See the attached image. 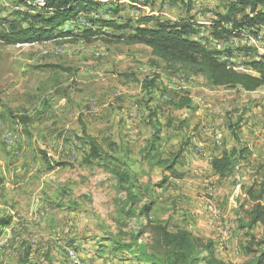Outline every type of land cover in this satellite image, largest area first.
Wrapping results in <instances>:
<instances>
[{"label": "rangeland", "instance_id": "1", "mask_svg": "<svg viewBox=\"0 0 264 264\" xmlns=\"http://www.w3.org/2000/svg\"><path fill=\"white\" fill-rule=\"evenodd\" d=\"M230 1L140 0L137 6L127 0L105 1L63 27L77 31L94 26L110 36L22 45L0 41V218L12 217L0 236V264H138L129 259L130 252L113 254L106 240L131 241L136 219L123 212L125 193L116 178L97 163H85L83 126L105 148L109 142L118 144L115 155L128 162L138 183L157 200L155 218L210 201L222 206L220 198L232 195L235 207L219 209L234 216L221 233L224 238L232 233L234 263L249 258L245 232L235 230L239 207L250 206L243 187L264 183V85L255 91L213 86L202 75L168 68L145 45L112 36H127L130 28L118 31L100 23L130 20L136 26L145 15L168 21L191 17L193 39L238 70L260 75L264 68L252 63L264 64V28H243L223 39L214 36ZM259 9L264 10V3ZM21 10L19 0H0V31L9 26L3 18L20 21ZM181 95L192 98L193 108L174 106ZM151 111L162 130L160 156L170 163L177 154L176 169L183 178L173 177L166 162L143 159L141 151L153 133ZM231 126L252 156L247 166L219 179L210 160L239 146ZM263 230L258 225L254 233L260 236Z\"/></svg>", "mask_w": 264, "mask_h": 264}, {"label": "trees", "instance_id": "2", "mask_svg": "<svg viewBox=\"0 0 264 264\" xmlns=\"http://www.w3.org/2000/svg\"><path fill=\"white\" fill-rule=\"evenodd\" d=\"M105 1L118 4L122 0H19L24 8L20 14L23 18L20 21L3 18L4 23L7 22L9 26L0 31V41L8 45H22L69 37L89 39L100 35L110 36V32L94 26H85L77 31L63 27L70 21H76L81 13ZM127 1L132 6H137L140 2ZM263 3L264 0H231L227 14L221 16L218 23L231 24V28L218 25L214 36L223 39L243 28H264V10L259 9ZM100 23L104 28L118 31L130 28L131 32L127 36L123 33L112 36L117 39L122 37L129 45H145L151 49L152 55L162 60L168 68H184L191 76L202 75L213 86L255 91L264 85L263 72L254 75L240 71L231 62L220 59L218 51L209 49L202 41L193 39L192 35L196 33V29L195 21L191 17L168 21L145 15L136 21V26H133L130 20L119 23L115 19H102ZM252 65L257 69L264 68V64L253 62ZM174 106L177 109H191L193 100L188 95H181L174 102ZM153 117H156V112L151 111L148 123L152 125L153 133L141 151L144 154L143 159H158V162L168 163L159 153L158 144L162 130L157 120L153 121ZM231 134L239 146L225 148L220 155L213 156L210 160L212 171L219 179L233 175L241 166H247L252 156V150L247 145L240 144V133L235 126H231ZM81 138L88 146L84 156L85 163H97L116 178L119 188L125 193L123 212L127 217L136 219L137 227L131 241H123L114 236L106 238L112 253L130 252L132 257L129 259L138 264H237L220 258L212 239L199 236L186 228L173 230L168 220L152 216L157 200L152 196L151 189L138 183L137 176L128 162L115 155L119 149L116 142H109L105 148L97 137L88 133L86 126H83ZM177 157V154H173V160L168 163L166 169L173 177L183 178L184 173L176 169ZM243 189L245 201L250 206L239 207L237 224L248 239L245 250L249 258L240 264H264V230L260 236L254 233L258 225L264 226V183L261 186L255 183ZM11 223V216L0 218V236ZM147 232L148 240L143 242L141 238ZM105 255L106 250L103 247L99 256L104 258Z\"/></svg>", "mask_w": 264, "mask_h": 264}, {"label": "crops", "instance_id": "3", "mask_svg": "<svg viewBox=\"0 0 264 264\" xmlns=\"http://www.w3.org/2000/svg\"><path fill=\"white\" fill-rule=\"evenodd\" d=\"M220 201L222 206L215 204L216 201L213 203L210 201L211 204L207 202V204L198 205L197 207L189 206L188 208L183 207L180 210H171L169 213L175 211V214L168 215L166 218L162 217L161 219L168 220L173 230L177 228H186L199 236L212 239L216 245L217 253L223 249L220 255L218 254L220 258L225 260L230 259L236 262L237 258L235 259L236 256L232 249L235 247V242H233L231 235L232 233L227 238H224L221 233V228L227 223V219L234 218L233 212L228 210L225 214H220L221 212L219 210L221 207L226 208V204H228L230 209L231 207L234 208L233 196L228 195L226 198H220ZM235 231L238 233L240 230L236 229ZM224 248L227 249L224 250ZM118 254L119 253L115 255Z\"/></svg>", "mask_w": 264, "mask_h": 264}, {"label": "built area", "instance_id": "4", "mask_svg": "<svg viewBox=\"0 0 264 264\" xmlns=\"http://www.w3.org/2000/svg\"><path fill=\"white\" fill-rule=\"evenodd\" d=\"M228 233V236L230 235L231 231L230 232H227Z\"/></svg>", "mask_w": 264, "mask_h": 264}]
</instances>
